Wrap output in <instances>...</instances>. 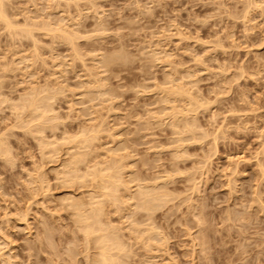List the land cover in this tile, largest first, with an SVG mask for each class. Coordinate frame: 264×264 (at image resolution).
<instances>
[{
  "label": "clouds",
  "instance_id": "9594fccd",
  "mask_svg": "<svg viewBox=\"0 0 264 264\" xmlns=\"http://www.w3.org/2000/svg\"><path fill=\"white\" fill-rule=\"evenodd\" d=\"M0 264H264V0H0Z\"/></svg>",
  "mask_w": 264,
  "mask_h": 264
},
{
  "label": "rangeland",
  "instance_id": "374dc122",
  "mask_svg": "<svg viewBox=\"0 0 264 264\" xmlns=\"http://www.w3.org/2000/svg\"><path fill=\"white\" fill-rule=\"evenodd\" d=\"M14 238V237H13ZM17 247L16 245H13V248Z\"/></svg>",
  "mask_w": 264,
  "mask_h": 264
},
{
  "label": "bare ground",
  "instance_id": "6f19581e",
  "mask_svg": "<svg viewBox=\"0 0 264 264\" xmlns=\"http://www.w3.org/2000/svg\"><path fill=\"white\" fill-rule=\"evenodd\" d=\"M17 246V245H16Z\"/></svg>",
  "mask_w": 264,
  "mask_h": 264
}]
</instances>
